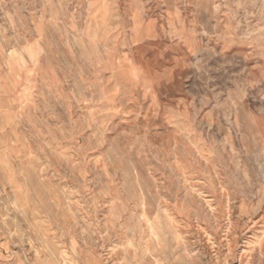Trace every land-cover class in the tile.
I'll use <instances>...</instances> for the list:
<instances>
[{
	"label": "rangeland",
	"instance_id": "374dc122",
	"mask_svg": "<svg viewBox=\"0 0 264 264\" xmlns=\"http://www.w3.org/2000/svg\"><path fill=\"white\" fill-rule=\"evenodd\" d=\"M161 263L264 264V0H0V264Z\"/></svg>",
	"mask_w": 264,
	"mask_h": 264
},
{
	"label": "bare ground",
	"instance_id": "6f19581e",
	"mask_svg": "<svg viewBox=\"0 0 264 264\" xmlns=\"http://www.w3.org/2000/svg\"><path fill=\"white\" fill-rule=\"evenodd\" d=\"M160 212V211H159ZM202 217V216H201ZM154 249H156V248H154ZM162 252V251H161ZM143 255V254H142ZM156 255V254H155ZM161 258V257H160ZM158 259V258H157ZM162 264V263H161Z\"/></svg>",
	"mask_w": 264,
	"mask_h": 264
}]
</instances>
